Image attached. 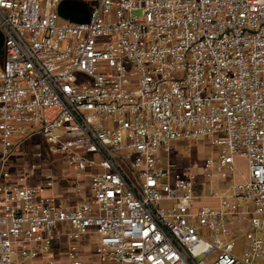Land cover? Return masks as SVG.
Here are the masks:
<instances>
[{
    "label": "built area",
    "instance_id": "built-area-1",
    "mask_svg": "<svg viewBox=\"0 0 264 264\" xmlns=\"http://www.w3.org/2000/svg\"><path fill=\"white\" fill-rule=\"evenodd\" d=\"M61 1L0 0V264H264V0H95L79 22ZM35 134L68 169L30 185L8 160ZM202 138L212 156L170 163ZM59 179L76 203L44 194Z\"/></svg>",
    "mask_w": 264,
    "mask_h": 264
},
{
    "label": "rangeland",
    "instance_id": "rangeland-1",
    "mask_svg": "<svg viewBox=\"0 0 264 264\" xmlns=\"http://www.w3.org/2000/svg\"><path fill=\"white\" fill-rule=\"evenodd\" d=\"M87 9H91L95 0H82ZM63 11V10H62ZM61 13V12H60ZM62 14V13H61ZM70 22H79L86 19L81 13H74L67 16ZM3 59V48L0 46V62ZM172 154L170 163L175 165L177 169L183 168L192 160L201 161L202 159L212 156L215 152L214 148L206 139L198 140H176L170 143ZM41 152L42 158L47 162L44 164L48 173L60 174L67 170V166L63 157L60 154H53L49 152L48 146L40 134H35L26 140L24 146L17 150V153L11 156L8 160V167L14 173L20 172L27 180L30 179L33 168L30 167V162L34 160L35 152ZM236 172L233 176L234 180H243L247 175L246 158L238 156L235 158ZM27 166V167H26ZM42 181L45 182L44 179ZM231 184V180H219L217 176L210 179L208 177H199L194 181L192 192L195 196L203 197L209 191L221 192ZM241 244V239L238 240L237 249ZM105 264H113L107 262Z\"/></svg>",
    "mask_w": 264,
    "mask_h": 264
},
{
    "label": "crops",
    "instance_id": "crops-1",
    "mask_svg": "<svg viewBox=\"0 0 264 264\" xmlns=\"http://www.w3.org/2000/svg\"><path fill=\"white\" fill-rule=\"evenodd\" d=\"M89 10L90 9H88V11ZM57 11H58V8H57ZM58 13L62 20H69V18L65 14H60L59 11ZM33 158L34 160L30 163H37V168L33 169V172H31V176H30V179L28 180V184L35 185L39 183H44V181H42V179L44 178V175L53 174V173H48V171L46 170L45 168L46 166L44 165L47 162L46 160H44L42 157L40 159H37L34 155H33ZM44 194L56 195L60 197L61 199H64V203L66 205H72L76 203V201L79 199V196L77 194L72 193L71 189L69 188L68 182L64 179H59L57 181H54L53 186L51 188H47L44 191ZM196 197H197L196 202H195L196 205H200L204 203H213L212 200L206 197H199V196H196Z\"/></svg>",
    "mask_w": 264,
    "mask_h": 264
},
{
    "label": "water",
    "instance_id": "water-1",
    "mask_svg": "<svg viewBox=\"0 0 264 264\" xmlns=\"http://www.w3.org/2000/svg\"><path fill=\"white\" fill-rule=\"evenodd\" d=\"M58 11L62 14H65L66 16H71L74 13H81V15H84V17L86 18L83 21H86L88 19V9L86 8L85 3L81 0H62L58 6ZM2 44L3 34L0 31V46Z\"/></svg>",
    "mask_w": 264,
    "mask_h": 264
}]
</instances>
